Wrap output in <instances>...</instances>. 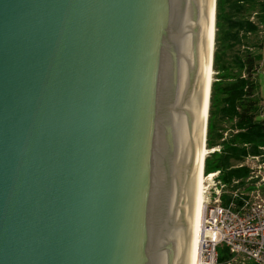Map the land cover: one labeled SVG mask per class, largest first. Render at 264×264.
I'll use <instances>...</instances> for the list:
<instances>
[{
  "label": "water",
  "instance_id": "water-1",
  "mask_svg": "<svg viewBox=\"0 0 264 264\" xmlns=\"http://www.w3.org/2000/svg\"><path fill=\"white\" fill-rule=\"evenodd\" d=\"M212 33L213 0H0V264H195Z\"/></svg>",
  "mask_w": 264,
  "mask_h": 264
},
{
  "label": "trees",
  "instance_id": "trees-1",
  "mask_svg": "<svg viewBox=\"0 0 264 264\" xmlns=\"http://www.w3.org/2000/svg\"><path fill=\"white\" fill-rule=\"evenodd\" d=\"M249 8L258 9L255 10L257 21L240 19ZM261 30H264V0H217L213 69L218 78L212 84L207 144L210 149L217 145L221 149L207 156L204 170L207 173L219 171L225 183L243 181L250 175L248 166H238L233 161L242 162L249 154L259 155L264 148V117L260 114L257 93L263 41L259 36L253 44L246 39ZM243 42L244 51L234 55L233 61L229 58L230 50ZM219 114L236 120L234 129L237 132L229 139L217 132L221 129L212 118ZM230 258L228 249L221 248L220 264H227Z\"/></svg>",
  "mask_w": 264,
  "mask_h": 264
},
{
  "label": "built area",
  "instance_id": "built-area-1",
  "mask_svg": "<svg viewBox=\"0 0 264 264\" xmlns=\"http://www.w3.org/2000/svg\"><path fill=\"white\" fill-rule=\"evenodd\" d=\"M205 174L202 264H220L223 247L231 255L227 264H264V193L260 189L230 188L221 182L219 171L213 176L211 172ZM233 182L238 184L239 180ZM212 186L216 189L210 192Z\"/></svg>",
  "mask_w": 264,
  "mask_h": 264
},
{
  "label": "rangeland",
  "instance_id": "rangeland-1",
  "mask_svg": "<svg viewBox=\"0 0 264 264\" xmlns=\"http://www.w3.org/2000/svg\"><path fill=\"white\" fill-rule=\"evenodd\" d=\"M255 10H258L257 8H254L251 10L249 8V12L245 13V16H241V18H246V19H251L254 21H257L256 13ZM251 13V14H250ZM259 39L263 41V48L260 50L261 52V61H260V66L258 70V82H259V87H258V96L260 98V114L264 117V30L258 31L255 34L248 35V39L250 41V44H253ZM247 40V41H248ZM245 41V38H244ZM244 43L242 44H236L231 50H230V56L229 58L233 59L234 61V55L238 53H242L244 51ZM249 44V45H250ZM232 71V70H231ZM218 78L217 72L214 69V79L213 82L216 81ZM262 110V111H261ZM215 123L218 125V128L221 130H217V132L222 133L224 135V139H229L234 133L237 132V130L234 129V124H235V119H231L228 117H224L223 115H218L213 117ZM209 123V122H208ZM208 134V130H207ZM208 138V135H207ZM206 144H207V139H206ZM208 149L209 146L207 144ZM213 148L221 149V146L217 145ZM213 148L210 149V151H213ZM218 151V150H216ZM262 153L256 156L253 155H247L244 160L241 162H235L233 161L234 164L241 166L245 165L248 166L251 170L250 175L247 178H244L243 181L239 180L238 184H234V180L230 183H226L230 188H238V187H243L251 191L252 189H260L262 193H264V148L261 150ZM218 152V153H219ZM209 155V154H208ZM207 155V156H208ZM207 158V157H206ZM206 172V169H205ZM212 174V173H211ZM206 176V174H205ZM221 176V173L219 172V177ZM222 183H225V181L221 180ZM207 184V183H206ZM216 189V187L212 186L210 188V192H213ZM247 190V191H248ZM203 256V253H202ZM203 258V257H202Z\"/></svg>",
  "mask_w": 264,
  "mask_h": 264
},
{
  "label": "bare ground",
  "instance_id": "bare-ground-1",
  "mask_svg": "<svg viewBox=\"0 0 264 264\" xmlns=\"http://www.w3.org/2000/svg\"><path fill=\"white\" fill-rule=\"evenodd\" d=\"M216 1L213 0V33H212V60H211V70H210V85H209V96H208V105H207V119H206V127H205V138H204V152H203V163H202V183H201V209H200V216H199V227L197 232V254H196V261L195 264H202V244H203V237H204V212H205V202H206V180L208 179L205 177V160L210 152L206 144L207 139V129H208V119H209V110H210V99H211V92H212V84L214 79V69H213V62H214V51H215V33H216ZM212 173L210 176H213Z\"/></svg>",
  "mask_w": 264,
  "mask_h": 264
}]
</instances>
